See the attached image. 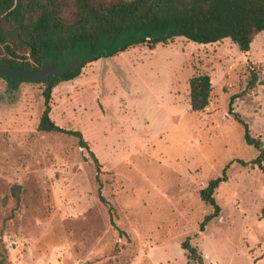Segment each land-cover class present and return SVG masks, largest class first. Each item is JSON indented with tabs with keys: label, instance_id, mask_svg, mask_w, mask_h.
Returning <instances> with one entry per match:
<instances>
[{
	"label": "rangeland",
	"instance_id": "rangeland-1",
	"mask_svg": "<svg viewBox=\"0 0 264 264\" xmlns=\"http://www.w3.org/2000/svg\"><path fill=\"white\" fill-rule=\"evenodd\" d=\"M264 83V32L242 52L227 38L199 44L178 37L154 50L131 48L82 68L60 83L52 119L80 130L99 158L98 170L78 139L38 131L44 87L17 91L0 77V241L8 264H197L182 243L191 238L208 263L264 264V173L234 162L215 193L221 211L202 200L208 182L258 150L230 111L251 71ZM209 74V107L191 109L190 80ZM233 109L264 140V84ZM22 186L18 202L12 187Z\"/></svg>",
	"mask_w": 264,
	"mask_h": 264
},
{
	"label": "trees",
	"instance_id": "trees-1",
	"mask_svg": "<svg viewBox=\"0 0 264 264\" xmlns=\"http://www.w3.org/2000/svg\"><path fill=\"white\" fill-rule=\"evenodd\" d=\"M262 32L264 0H0V61L30 71H38L44 60L53 57L57 65L65 64L76 55L82 58L94 55V62L139 46L154 50L178 37L199 44H213L229 38L242 52L248 53ZM81 71L82 68L75 69L60 78L50 76L43 82H35L44 87V110L38 131L76 137L80 147L90 153L98 170L99 198L109 207L111 224L118 229L115 208L102 194L99 158L80 130L61 127L51 117L54 89L64 81L79 77ZM259 74V71H251L246 88L233 95L230 101V111L244 125L245 141L258 150V155L251 161L236 159L229 163L222 175L210 180L202 190V200L214 209L201 223L202 232L220 214L221 206L215 193L228 181L227 172L234 162L257 166L264 173V140L253 136L241 114L233 109L238 98H245L259 84H264ZM0 77L8 82L12 91H17L24 82H32ZM212 92L209 74L193 76L190 80L191 109L195 112L206 110ZM21 195L22 186L14 185L12 196L19 202ZM261 213L264 218V206ZM182 248L189 261L213 264L206 261L191 238L182 243ZM0 264H8L2 241Z\"/></svg>",
	"mask_w": 264,
	"mask_h": 264
},
{
	"label": "water",
	"instance_id": "water-1",
	"mask_svg": "<svg viewBox=\"0 0 264 264\" xmlns=\"http://www.w3.org/2000/svg\"><path fill=\"white\" fill-rule=\"evenodd\" d=\"M94 58V55H88L85 58H82L80 55H76L65 64L57 65L55 58L53 57L50 60H44L38 71L25 70L20 67L4 64L0 61V75L25 81L43 82L50 76L60 78L72 70L83 68L85 65L92 62Z\"/></svg>",
	"mask_w": 264,
	"mask_h": 264
}]
</instances>
